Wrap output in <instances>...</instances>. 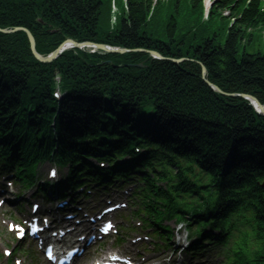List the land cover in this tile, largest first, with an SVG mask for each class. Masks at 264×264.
I'll return each mask as SVG.
<instances>
[{
  "label": "trees",
  "instance_id": "obj_1",
  "mask_svg": "<svg viewBox=\"0 0 264 264\" xmlns=\"http://www.w3.org/2000/svg\"><path fill=\"white\" fill-rule=\"evenodd\" d=\"M262 1L217 0L205 20L202 0H118L121 13L113 25L111 0H0V28L29 29L42 55L70 38L190 60L177 65L147 54L76 50L42 64L25 33H0V129L6 147L22 155L56 151L72 157L91 152L87 142L126 152L143 139L155 149L145 157L160 163V180L169 184L171 196L201 197L214 184L220 199L234 184L245 187L239 191L255 201L258 223L250 264H264V201L253 180L264 177V117L242 99L214 93L201 69L224 92L247 93L264 104V53L246 50L238 58L240 47L254 46L264 33ZM141 63L142 68L133 66ZM57 76L69 90L58 113L48 87ZM27 101L32 115L24 110ZM111 137L118 142L105 140ZM193 166L209 183L189 180Z\"/></svg>",
  "mask_w": 264,
  "mask_h": 264
},
{
  "label": "water",
  "instance_id": "obj_2",
  "mask_svg": "<svg viewBox=\"0 0 264 264\" xmlns=\"http://www.w3.org/2000/svg\"><path fill=\"white\" fill-rule=\"evenodd\" d=\"M24 31L27 33V35L29 37V40H30V43H31V49H32L33 54L41 62H49V61L55 60L57 58V56L60 53H62L64 50H66V49H69V48H82L84 46L92 47L94 49L103 50V51H107V52H114V53H125L126 52V50H117V49H113V48H110V47H106V46H102V45H96V44H92V43L77 44V43H74V42H66L56 52H54L50 57L43 58V57L39 56L37 54L36 50H35V40H34L33 36L31 35V33L29 31H27V30H24ZM2 32L3 33H11L10 31H2ZM151 54L153 56L159 58V56L157 54H155V53H151ZM203 72L204 73L206 72V69L204 67H203ZM210 86L213 88L212 85H210ZM246 98L251 100V102L254 103V99H252L250 97H246Z\"/></svg>",
  "mask_w": 264,
  "mask_h": 264
},
{
  "label": "rangeland",
  "instance_id": "obj_3",
  "mask_svg": "<svg viewBox=\"0 0 264 264\" xmlns=\"http://www.w3.org/2000/svg\"><path fill=\"white\" fill-rule=\"evenodd\" d=\"M119 15L118 11L115 9L114 10V14H113V18L115 16ZM220 42H224V39L221 40ZM247 50L248 54H256L258 52L264 53V33H262L261 35H259V37L257 38L255 45L254 46H248L247 48L244 47H240V52H239V59L241 58V56L243 55V52H245ZM181 65V64H180Z\"/></svg>",
  "mask_w": 264,
  "mask_h": 264
},
{
  "label": "bare ground",
  "instance_id": "obj_4",
  "mask_svg": "<svg viewBox=\"0 0 264 264\" xmlns=\"http://www.w3.org/2000/svg\"><path fill=\"white\" fill-rule=\"evenodd\" d=\"M213 86H216V85L213 83ZM218 89L221 90V88H218ZM227 94H228V93H227ZM240 95H243V96H245V97H248V96L245 95V94H240ZM254 103L256 104V106H257L259 112L264 113V106L261 107V106L259 105V103L261 104V102H260V101H257V100H254Z\"/></svg>",
  "mask_w": 264,
  "mask_h": 264
}]
</instances>
